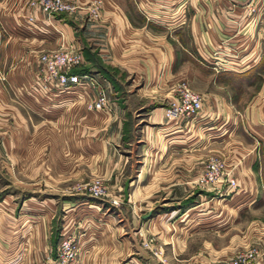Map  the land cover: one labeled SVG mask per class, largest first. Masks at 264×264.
Listing matches in <instances>:
<instances>
[{"label": "crops", "instance_id": "1", "mask_svg": "<svg viewBox=\"0 0 264 264\" xmlns=\"http://www.w3.org/2000/svg\"><path fill=\"white\" fill-rule=\"evenodd\" d=\"M92 1L47 21L27 0H0V264L44 263L60 232H78L68 264H148V229L168 264H227L238 249L264 251V0H99L97 19L85 11ZM66 43L106 87L107 110L86 109L85 88L32 85L38 53ZM209 50L231 64L212 71ZM188 63L209 76L208 88H193L202 111L169 121L172 86L191 83ZM259 65L254 91L233 100L220 83ZM250 87L244 80L241 91ZM210 156L237 187L217 214L215 203L189 197ZM94 177L116 204L55 195ZM234 211L232 224L220 223Z\"/></svg>", "mask_w": 264, "mask_h": 264}, {"label": "built area", "instance_id": "2", "mask_svg": "<svg viewBox=\"0 0 264 264\" xmlns=\"http://www.w3.org/2000/svg\"><path fill=\"white\" fill-rule=\"evenodd\" d=\"M30 8L40 10L48 21L59 13L72 14L79 8L75 0H27ZM85 11L91 19H97L100 11V1L93 0L85 6ZM27 19L33 21L32 15ZM208 65L214 72L227 68L231 63L228 55L209 50L207 53ZM82 63L80 49L73 43H66L55 50H48L38 53L36 68L32 79V85L42 92L54 91L64 92L70 88H85L91 92V98L85 102L88 110H107L108 95L106 87L96 74L79 73L73 69ZM0 79H4L0 75ZM172 96L164 108V116L169 121H176L187 117L199 115L202 111L203 95L191 88L186 82L179 81L172 86ZM226 182L227 186L235 185L234 179L229 177L222 159L210 156L206 159L203 167L197 173L192 184L197 188H214L217 184ZM84 188H87L89 195L93 197L106 198L108 191L102 181L94 177ZM117 199H111V204H116ZM73 235L69 232H60L55 248V255L48 258L42 264H68L77 256L78 246L74 243ZM147 246L148 241H143ZM148 247V246H147ZM156 250V249H155ZM264 255L258 246L252 245L237 250L227 264H258ZM158 264H167L163 258L158 259Z\"/></svg>", "mask_w": 264, "mask_h": 264}, {"label": "rangeland", "instance_id": "3", "mask_svg": "<svg viewBox=\"0 0 264 264\" xmlns=\"http://www.w3.org/2000/svg\"><path fill=\"white\" fill-rule=\"evenodd\" d=\"M233 65L234 64H232V66H231L232 68L231 69H239L240 68L239 66H236V65L233 66ZM77 68L80 69L79 66L75 67L74 69H77ZM258 68H260V65L259 66H255L254 68H251L249 70V72L247 71L248 74L246 73L245 77H242L240 75L239 76L234 75V76L228 78L227 79L228 81H223V83H220V84L222 86L227 85V87L232 88V99L233 100H236L237 98H239L241 96V94H243V97H246V95L248 96L254 91V89L256 88V86L258 84V77L254 73L256 70H258ZM261 68H263V67H261ZM197 69L198 68H196L192 63H188L187 67H186V74H187V76L189 75L190 78L188 80H190L191 83L188 82L186 79H184V81L187 82L191 88H196L195 84L196 85L205 84L207 86V88H208V86L210 85L209 76L206 73H202V72H199V71L197 72ZM3 80L4 79H2V81ZM244 80L248 81L250 83V86L252 87V88L250 87V89L245 91V93H244V90L241 91V87H242V85H244ZM216 90H218L221 93L225 92V90L223 88H221V87L217 88ZM224 165H225V163H224ZM229 177H230V174H229ZM231 178H233V177L231 176ZM220 185L222 187L220 189H217V190H216L217 187H214V188H198L196 190L194 189V190H192V193L189 195V197L191 198L193 196H199L203 201L207 200V201L212 202V204L215 203L213 205L214 206L216 205L215 207H217V208H215L216 209L215 213L217 214L221 208H223V209L225 208L224 204H223V206H221L220 204L223 203L225 198H228L232 193H234L236 188H237L236 187V183H235V185L233 187H231V186L226 187L227 184H226L225 181H223ZM156 194L158 196H156L154 198H156L157 200H160L161 190L158 193H156ZM55 195L57 197H67V198H69V197H72V198H85V199H89L90 202L91 201L92 202L98 201V202L102 203L103 205L105 203H107V201L110 203V200L113 199L112 197H110L109 193H108L106 198L93 197V196L89 195V193L87 191V188L76 189V190H64V191H58V192L56 191ZM70 195H73V196H70ZM19 196H21V194ZM150 200H152V198L149 197L148 201H150ZM220 200H221V202H220ZM208 203H206L205 205L210 206V204H208ZM148 207H149V205H148ZM125 209H127V208L125 207ZM158 210H160L159 207H156L154 209L148 210V212H151L150 213V217L153 216L154 212H156ZM112 211H113V209L111 207H108L106 209V212H112ZM231 213L232 214H229V216H227V218L224 219V217H223L222 218L223 221L220 222V223L221 224L223 223V225L224 224H232L233 218H234V214L236 216L238 213H236V211L231 212ZM239 213L243 216V218H246V216L250 217V218H251V216L254 217V215H252L251 213L245 211V209L242 212H239ZM182 223L183 222H180L179 225L182 224ZM220 223H218L217 225L219 226ZM56 226H59V222H56ZM235 230H236V228H235ZM77 233L78 232L71 233L73 235V237H74L73 240H74L75 244H77V238H76L77 237ZM56 237L59 238V235L56 236ZM154 237H155V234L150 232V230L148 229V264H158V259H160V258H163L166 261V263L168 264V260L166 259L167 258L166 257V253L164 251V248H162L161 242H157L154 239ZM77 246H78V244H77ZM241 249H243V248H241ZM241 249H238V250H241ZM184 256H186V254L185 255H179L176 258L181 259ZM171 264H193V263H192V261L191 262H184L183 260H174V259H172Z\"/></svg>", "mask_w": 264, "mask_h": 264}, {"label": "water", "instance_id": "4", "mask_svg": "<svg viewBox=\"0 0 264 264\" xmlns=\"http://www.w3.org/2000/svg\"><path fill=\"white\" fill-rule=\"evenodd\" d=\"M127 186L125 185L124 186V189H123V194H124V197L126 198V196H127ZM150 213L151 212H147L146 214H144V215H142V219H146V218H149L150 217Z\"/></svg>", "mask_w": 264, "mask_h": 264}, {"label": "trees", "instance_id": "5", "mask_svg": "<svg viewBox=\"0 0 264 264\" xmlns=\"http://www.w3.org/2000/svg\"><path fill=\"white\" fill-rule=\"evenodd\" d=\"M73 70H74L75 72L84 73V72H83V69H78V68H77V69H73Z\"/></svg>", "mask_w": 264, "mask_h": 264}]
</instances>
